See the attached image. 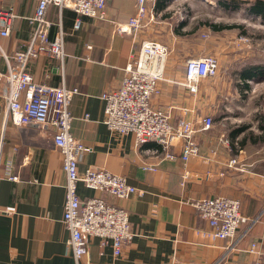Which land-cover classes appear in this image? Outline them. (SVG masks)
I'll return each mask as SVG.
<instances>
[{
  "label": "crops",
  "instance_id": "1",
  "mask_svg": "<svg viewBox=\"0 0 264 264\" xmlns=\"http://www.w3.org/2000/svg\"><path fill=\"white\" fill-rule=\"evenodd\" d=\"M181 1L191 6L194 0H167L161 5L155 0L154 18L135 32L118 29L135 15L134 0H108L104 18L80 15L69 6L47 5L48 37L61 39V55L33 57L27 70L37 82L77 89L68 109L70 132L86 147L78 171L103 168L122 175L140 191L116 199L78 182L77 194L81 199L100 196L124 208L134 235L118 257L110 244H100L99 237L88 240L87 255L74 257L68 246L69 230L62 222L66 176L63 156L53 143V128L4 122L0 78V264H246L253 257L246 250L251 241L264 248V137H260L264 136V115L256 123H242L240 117L250 112L244 103L236 104L210 129L195 133L198 153L186 161L180 156V143L171 148L173 157L167 158L153 143L137 145L131 134L112 131L103 122L101 94L118 88L130 54L144 39H160V33L176 38L175 24L166 10ZM214 1L196 0L202 4ZM37 2L0 0V8H11L14 13L9 34L0 35V73L6 70L4 55L13 61L14 52L24 49L32 36L29 19ZM186 24L181 23V29ZM165 45L170 49L165 77L152 105H171L174 120L180 113L192 120L208 113L199 100L201 91L189 93L183 84L184 70L172 75L170 65L211 54L218 62L217 75H226L221 65L238 60L243 67L231 74L240 75L245 92L257 78L244 79L243 72L264 75L253 70L254 65L264 66V56L258 51L255 56L252 46L241 52L234 49L235 43L222 40L209 51L204 46ZM243 124L246 128L233 132ZM232 158L244 169L227 166ZM220 195L238 199L246 217L232 238L214 237L194 206L200 199Z\"/></svg>",
  "mask_w": 264,
  "mask_h": 264
},
{
  "label": "built area",
  "instance_id": "2",
  "mask_svg": "<svg viewBox=\"0 0 264 264\" xmlns=\"http://www.w3.org/2000/svg\"><path fill=\"white\" fill-rule=\"evenodd\" d=\"M107 1L38 0L34 15L29 19L33 23L32 36L24 49L14 52L13 61L4 55L6 70L0 73L4 122L9 120L15 125L53 128V143L63 156L62 167L66 176L62 222L69 230L68 246L76 259L87 255L88 240L92 237H99L101 245L110 244L113 255L118 257L123 245L134 235L124 208L100 196L81 199L77 194L78 182L116 199L128 198L140 191L122 175L103 168L88 167L81 173L78 171V162L86 147L70 132L72 115L68 109L77 89L35 81L27 70V63L38 55H61V39L48 37L49 22L45 18L48 4L69 6L80 15L104 18ZM134 1L136 13L126 23L118 25L120 31H138L154 18L155 0ZM13 18L11 8H0L1 36L9 34ZM79 22L77 19L76 25ZM169 51L167 45L156 39L141 42L139 49L130 54L118 88L101 94L105 102L103 122L112 131L131 134L137 145L153 143L167 158L173 157L170 150L180 143V156L186 161L198 153L195 133L210 129L214 120L210 114L195 116L192 120L184 113L178 114L174 120L171 105L162 108L152 105V98L161 91ZM218 68L214 55L188 57L184 63L183 84L189 93L196 95L199 83L215 77ZM237 162L232 158L227 166L235 167ZM237 167L244 169L242 164ZM10 178L17 179V176L11 175ZM194 206L208 222L211 234L220 239L232 238L246 219L241 213L239 200L233 197H206L196 201ZM246 250L253 256L246 264H264V248L257 241H251Z\"/></svg>",
  "mask_w": 264,
  "mask_h": 264
},
{
  "label": "rangeland",
  "instance_id": "3",
  "mask_svg": "<svg viewBox=\"0 0 264 264\" xmlns=\"http://www.w3.org/2000/svg\"><path fill=\"white\" fill-rule=\"evenodd\" d=\"M244 1L237 8L225 7L221 5V0L214 1V4H208V2L202 4L194 0L191 6L189 1L176 2L177 4L166 10V13L171 14V20L175 24L176 38H173L170 33H160V39L156 38V40L164 44L174 42L175 45L179 46L186 44L196 48L204 46L206 51H209L217 45V42L222 40L227 43H235L234 49L236 51L244 52L246 48L252 46L255 50L254 55L256 56L260 52L262 57L264 56L262 18L250 14L247 10V7L254 0ZM186 12L188 13L186 14ZM180 13L183 15L180 16ZM181 23L187 24L181 29ZM207 23L242 24L247 33H243L239 28L214 31ZM237 62L238 60H234L233 63L231 61L230 64L221 65V72L225 70L226 75H216L201 81L198 86V92L201 91L200 93H202L199 100L204 103L205 112L210 114L214 121L220 119L224 112L233 111L236 104L244 103L250 114L247 117L245 115L240 117L241 122L253 121L256 123L258 120L261 121L262 115H264V77L251 80L248 91H243V79L242 81L239 79L240 75H232L234 71L239 72L243 67L242 64H239L240 62ZM170 67L172 75L181 74L184 70L182 63L172 64Z\"/></svg>",
  "mask_w": 264,
  "mask_h": 264
},
{
  "label": "trees",
  "instance_id": "4",
  "mask_svg": "<svg viewBox=\"0 0 264 264\" xmlns=\"http://www.w3.org/2000/svg\"><path fill=\"white\" fill-rule=\"evenodd\" d=\"M167 2V0H159V5L164 4ZM242 2H245L244 0H221V5L225 7H231V8H237ZM247 10L249 13L257 14L264 20V0H254L250 3V5L247 7ZM211 28H213L214 31L221 30V29H234L239 28L242 30L243 33H247L246 29H244V25L242 24H222V23H207ZM210 28V29H211ZM253 67V66H252ZM263 65H258L253 67V70L256 72V69H258L260 74H264ZM242 78L248 79V78H260L264 77V75H249L247 72H243L241 75ZM245 85V84H244ZM246 128V126L243 124L240 128L234 129L233 132L243 130ZM232 132V133H233ZM260 137H264L263 135ZM252 139V136H250Z\"/></svg>",
  "mask_w": 264,
  "mask_h": 264
}]
</instances>
